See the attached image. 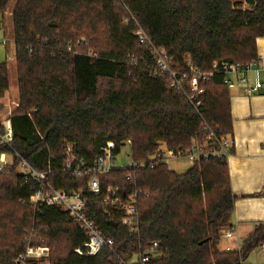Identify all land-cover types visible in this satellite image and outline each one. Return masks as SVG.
<instances>
[{
	"label": "trees",
	"instance_id": "16d2710c",
	"mask_svg": "<svg viewBox=\"0 0 264 264\" xmlns=\"http://www.w3.org/2000/svg\"><path fill=\"white\" fill-rule=\"evenodd\" d=\"M10 1L0 0V15ZM12 18L19 100L9 117L11 148L0 147V155L12 156L0 172V264H17L29 246L44 245L51 264H141L144 256L150 258L145 264H244L264 244L262 222L240 250H220L238 200L227 156L197 162L184 174L161 161L167 151L207 141L203 124L231 141L228 154H234L225 73L220 69L201 85L204 94L193 108L167 80L150 76L144 60L151 58L134 36L137 23L176 64L189 58L203 73L215 65L259 64L264 0H18ZM9 89L4 62L0 98ZM129 140L131 160L154 162L155 168L116 169L101 178V186L104 193L108 187L142 191L140 231L131 235L121 214L106 216L98 201L91 210L114 250L78 255L75 250L87 242L79 225L60 208L36 213L33 185L19 174L15 155L72 194L86 191L88 177L63 171L67 146L91 161L107 150L118 155ZM21 212L25 222L14 224ZM38 230L43 240H27ZM135 255L138 261L131 263Z\"/></svg>",
	"mask_w": 264,
	"mask_h": 264
},
{
	"label": "built area",
	"instance_id": "2783aa9c",
	"mask_svg": "<svg viewBox=\"0 0 264 264\" xmlns=\"http://www.w3.org/2000/svg\"><path fill=\"white\" fill-rule=\"evenodd\" d=\"M131 19H134V17L132 16ZM134 36L137 38L138 43L149 53L151 63L144 60L143 56L141 58L146 62L144 65L147 66L146 70L149 71L150 76L156 79L161 78L167 80L169 88L177 95L184 97L187 104L193 108H197L200 104V98L204 94V89L201 85L212 80L215 73L220 69L225 73L223 83L229 89L242 86L243 93L247 96L259 94L264 90V84L260 80L257 79L251 84L247 76L254 70L256 64L244 66L223 64L220 68L218 65H215L212 72L203 73L192 64L189 58L185 59L183 66L176 64L173 57L165 49L157 48L154 45L147 32L137 23ZM131 61L133 65H137L138 63V60H135V58H132ZM8 123L1 124L4 132L0 131V147L11 148L10 144L13 140V131L10 122ZM201 128L208 135L207 141L201 142L195 139L187 150L167 151L161 161L165 162L168 158H185L194 165L197 162L208 161L212 158L229 157L228 151L232 148L233 143L220 139L208 124H203ZM127 146H131L130 140L127 142ZM15 156L20 159L18 166L19 174L30 180L33 185L34 194L31 205L36 213L42 214L44 208H60L72 221L79 225L81 232L87 238V242L82 248L75 250L76 254L94 257L103 248H107L110 251L114 250V241L104 237L98 224V212L91 210L92 205L98 201L103 203V214L106 216H111L114 213L121 214L122 226L126 227L131 235L139 233L140 214L138 205L142 191L133 190L127 192L119 187H108L104 193L102 191L101 178L116 169H154L156 166L154 162H136L131 160L128 164L120 165L117 162V155L111 150H107L101 156L87 161L77 156L71 146H67L66 158L62 168L63 171L72 175L74 178L88 177L85 192L80 191L69 194L64 190L55 188L51 184L48 172L37 171L27 161L20 158L19 155L16 154ZM9 163L10 161H7V154H1L0 172ZM236 234L237 226L232 224L222 238L233 241L235 240ZM241 245L237 244L236 247H228L226 251L240 250ZM156 247L157 244L154 243L151 251ZM258 249L264 257V244ZM49 257V247L29 246L26 252L19 256L16 262L17 264H26L28 261L36 262L42 259L47 260ZM140 260L141 264H145L150 258L144 256Z\"/></svg>",
	"mask_w": 264,
	"mask_h": 264
},
{
	"label": "crops",
	"instance_id": "0c3cea01",
	"mask_svg": "<svg viewBox=\"0 0 264 264\" xmlns=\"http://www.w3.org/2000/svg\"><path fill=\"white\" fill-rule=\"evenodd\" d=\"M257 47L259 64L247 76L251 84L257 79L264 84V38L257 40ZM230 95L235 152L228 157V167L232 191L238 197L231 220L237 226V234L233 241L222 238V251L244 243L256 226L264 222V90L247 96L242 86H237L230 89ZM18 100L11 101L9 90L0 98L1 123L4 120L10 122L9 117L18 107ZM7 161L10 160L7 158ZM244 264H264L260 250H254Z\"/></svg>",
	"mask_w": 264,
	"mask_h": 264
},
{
	"label": "rangeland",
	"instance_id": "374dc122",
	"mask_svg": "<svg viewBox=\"0 0 264 264\" xmlns=\"http://www.w3.org/2000/svg\"><path fill=\"white\" fill-rule=\"evenodd\" d=\"M18 0H11L6 12L3 15H0V64L7 62L9 65L10 71V89H9V97L11 101L18 100V79L16 73V63H15V44H14V28H13V18L12 13L17 5ZM126 19V18H125ZM85 40L84 38L82 39ZM101 43V42H100ZM103 43V41H102ZM143 50V49H142ZM2 110L0 111V123L2 119ZM4 120L1 124L5 123ZM8 160H12V156L7 155ZM131 161V150L130 147L125 145L121 152L117 155V162L120 165L128 164ZM165 163L171 171L176 172L177 174L186 173L191 167L192 164L185 158L172 159L168 158ZM21 171V169H19ZM21 222H25L22 216V212L16 221L17 225H21ZM42 233L38 230L37 233H33L27 239H40L43 240ZM26 240V241H27ZM45 246V245H44ZM51 253L50 257L47 260H38L33 262V264H51ZM50 259V260H49ZM138 261V256H133L131 263H136ZM32 264V263H30Z\"/></svg>",
	"mask_w": 264,
	"mask_h": 264
}]
</instances>
